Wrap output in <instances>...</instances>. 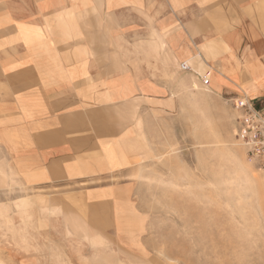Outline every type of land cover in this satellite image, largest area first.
<instances>
[{"label":"crops","instance_id":"obj_1","mask_svg":"<svg viewBox=\"0 0 264 264\" xmlns=\"http://www.w3.org/2000/svg\"><path fill=\"white\" fill-rule=\"evenodd\" d=\"M203 45L232 51L240 81L264 98V0H0V146L27 188L81 198L89 212L85 234L50 218L56 234L40 249L62 257L50 264H89L122 236L139 130L169 113L192 71L166 75Z\"/></svg>","mask_w":264,"mask_h":264},{"label":"rangeland","instance_id":"obj_2","mask_svg":"<svg viewBox=\"0 0 264 264\" xmlns=\"http://www.w3.org/2000/svg\"><path fill=\"white\" fill-rule=\"evenodd\" d=\"M204 46L187 59L192 72L174 78L180 91L175 104L168 101L169 113L145 116L137 139L145 145L135 152L123 202L129 203V225L115 228L122 234L116 242L102 240L103 250L89 264H264V98L253 99V85L240 81L232 51L226 59L220 46ZM181 65L166 78L173 80ZM205 76L209 88L199 85ZM49 194L27 188L0 146V264L62 258L40 249L51 245L45 242L51 230L56 234L50 218L80 226L89 212L81 198ZM25 198L30 217L18 207ZM63 203L79 210L56 209ZM75 226L71 234L86 233Z\"/></svg>","mask_w":264,"mask_h":264},{"label":"bare ground","instance_id":"obj_3","mask_svg":"<svg viewBox=\"0 0 264 264\" xmlns=\"http://www.w3.org/2000/svg\"><path fill=\"white\" fill-rule=\"evenodd\" d=\"M205 47V46H204ZM206 49V48H205ZM203 50H204V48H203ZM219 56V55H218ZM221 57V56H220ZM226 57V56H225ZM189 59V58H188ZM209 59V58H208ZM191 60V59H190ZM221 74V73H220ZM223 76V75H222ZM154 80V79H153ZM245 104H247V103H245ZM244 104V105H245ZM230 152V151H229ZM232 152V151H231ZM31 205V201L29 200V199H27V198H25V199H23L20 203H18V207L20 208V209H22L21 211H22V214H23V217H24V215L26 216L27 214V216L26 217H30V215H29V212H27L26 211V209L29 207ZM25 217V218H26ZM12 220V219H11ZM75 225V224H74ZM13 236V235H12ZM25 244V243H24ZM100 244V243H99ZM29 245V244H28ZM25 246V245H24ZM22 247V246H21ZM27 250V249H26ZM29 250V249H28Z\"/></svg>","mask_w":264,"mask_h":264},{"label":"built area","instance_id":"obj_4","mask_svg":"<svg viewBox=\"0 0 264 264\" xmlns=\"http://www.w3.org/2000/svg\"><path fill=\"white\" fill-rule=\"evenodd\" d=\"M181 70L184 71V72H191L192 71L191 67L188 64H182L181 65ZM200 79H201L202 86L204 88H209L210 87L211 80L209 79V77H207V76L200 77Z\"/></svg>","mask_w":264,"mask_h":264}]
</instances>
